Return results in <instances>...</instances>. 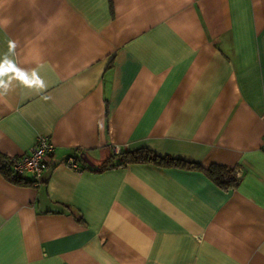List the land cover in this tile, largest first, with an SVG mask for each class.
I'll list each match as a JSON object with an SVG mask.
<instances>
[{"label": "crops", "instance_id": "crops-1", "mask_svg": "<svg viewBox=\"0 0 264 264\" xmlns=\"http://www.w3.org/2000/svg\"><path fill=\"white\" fill-rule=\"evenodd\" d=\"M0 81V154L54 145L0 174V264H264V0H0Z\"/></svg>", "mask_w": 264, "mask_h": 264}, {"label": "trees", "instance_id": "trees-1", "mask_svg": "<svg viewBox=\"0 0 264 264\" xmlns=\"http://www.w3.org/2000/svg\"><path fill=\"white\" fill-rule=\"evenodd\" d=\"M116 161L107 160L103 162L97 169H105L112 166L126 165L130 163H153L161 167H180L187 169L203 170L206 175L212 179L217 185L227 188L236 184V177L234 171L223 165L212 164L206 168L199 163L189 161L180 157L171 155H158L147 147H140L133 150H122L113 155ZM9 157L0 154V174L6 179L14 183H21L22 178L16 177L12 174L8 166ZM88 169H91L90 167Z\"/></svg>", "mask_w": 264, "mask_h": 264}, {"label": "built area", "instance_id": "built-area-1", "mask_svg": "<svg viewBox=\"0 0 264 264\" xmlns=\"http://www.w3.org/2000/svg\"><path fill=\"white\" fill-rule=\"evenodd\" d=\"M262 143H264V140H262ZM53 147L54 145L49 136L37 135L27 153L9 157V169L16 177L23 178L25 175H29L34 183H38L49 164ZM113 150L115 153L119 151L117 147H114ZM77 159V155H69L63 160V164L73 170L82 171L86 166L80 165ZM237 174L235 172V177H237Z\"/></svg>", "mask_w": 264, "mask_h": 264}, {"label": "water", "instance_id": "water-1", "mask_svg": "<svg viewBox=\"0 0 264 264\" xmlns=\"http://www.w3.org/2000/svg\"><path fill=\"white\" fill-rule=\"evenodd\" d=\"M80 157L85 163H87L88 165H92L91 161L87 158L86 155H81Z\"/></svg>", "mask_w": 264, "mask_h": 264}, {"label": "clouds", "instance_id": "clouds-1", "mask_svg": "<svg viewBox=\"0 0 264 264\" xmlns=\"http://www.w3.org/2000/svg\"><path fill=\"white\" fill-rule=\"evenodd\" d=\"M6 23V22H5ZM0 87H7L6 85H4V83L2 81H0Z\"/></svg>", "mask_w": 264, "mask_h": 264}]
</instances>
